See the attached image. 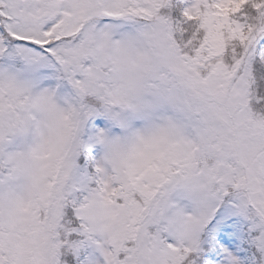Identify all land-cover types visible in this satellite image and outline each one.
<instances>
[{"label": "snow or ice", "instance_id": "obj_1", "mask_svg": "<svg viewBox=\"0 0 264 264\" xmlns=\"http://www.w3.org/2000/svg\"><path fill=\"white\" fill-rule=\"evenodd\" d=\"M0 264H264V0H0Z\"/></svg>", "mask_w": 264, "mask_h": 264}]
</instances>
